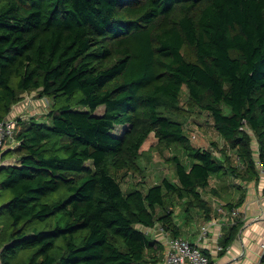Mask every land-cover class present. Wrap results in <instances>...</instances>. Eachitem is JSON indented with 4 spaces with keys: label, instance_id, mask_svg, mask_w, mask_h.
Masks as SVG:
<instances>
[{
    "label": "trees",
    "instance_id": "trees-1",
    "mask_svg": "<svg viewBox=\"0 0 264 264\" xmlns=\"http://www.w3.org/2000/svg\"><path fill=\"white\" fill-rule=\"evenodd\" d=\"M185 85L223 147L186 134ZM26 92L52 104L18 118L20 145L4 153L1 264H159L144 227L179 236L175 201L188 225L195 208L210 217L214 176L225 198L229 180L260 176L264 0H0V121ZM152 132L187 159L169 158L174 178L124 190Z\"/></svg>",
    "mask_w": 264,
    "mask_h": 264
},
{
    "label": "crops",
    "instance_id": "crops-1",
    "mask_svg": "<svg viewBox=\"0 0 264 264\" xmlns=\"http://www.w3.org/2000/svg\"><path fill=\"white\" fill-rule=\"evenodd\" d=\"M224 183L221 177L214 176L211 185L205 190L204 197L212 206L208 219L201 210L195 208L198 209V221L193 222L192 212L193 219L187 225L186 213L180 218L181 214L179 215L175 210L176 221L181 228L179 236L199 243L210 256L212 264H256L262 253L261 243L264 240V176H259L258 179L229 180V189L225 196L231 195L230 199L220 197L214 192V189H220ZM209 194L212 197L208 198ZM227 203H233L232 207L238 209L237 216H225L218 212L219 207L226 206ZM208 222L211 223L210 234L208 238L200 241V228ZM234 226L235 235L229 243H226V236ZM156 236L158 238V234ZM219 244L226 246L225 249L217 251L216 246ZM159 264H162V260Z\"/></svg>",
    "mask_w": 264,
    "mask_h": 264
},
{
    "label": "rangeland",
    "instance_id": "rangeland-1",
    "mask_svg": "<svg viewBox=\"0 0 264 264\" xmlns=\"http://www.w3.org/2000/svg\"><path fill=\"white\" fill-rule=\"evenodd\" d=\"M29 94L31 93H24L22 99L13 105L15 114L21 113L23 118L35 117L41 120L44 119L50 109L52 102L47 97H43L40 100L31 99L30 101L29 98L31 97ZM180 99L182 115H180L178 119L184 122L186 130L185 132L191 137L192 143L195 146L213 148L214 150H217V147L213 145L215 142L219 147H223L225 145L224 138L215 130L212 117L206 110L201 108L197 109L198 107H195L190 103L188 88L186 85L183 87V92ZM31 103H34V105H31ZM30 105L31 107L29 108L28 106ZM143 150L145 153H143L140 162L145 169L143 172L144 175L143 173H136L122 177L121 179L123 181L124 190H127L129 186L139 181L141 184H144V187L146 188L149 185L160 183L164 176L174 178L173 162L169 158H171L173 154L178 153L181 154L185 161L187 159L184 151H179V149H175V147L167 148L165 145L159 144L153 132L149 135L148 139L143 145ZM233 158L235 163L238 164L237 157L234 153ZM210 197H212L211 194L208 195V198ZM230 197L231 195L225 199H230ZM3 201V199L0 200V205H2ZM173 208L177 211V213H179V215L181 214L180 218L184 216L185 206L178 202V200L175 201ZM182 209H184V211ZM193 213V222L196 221L197 223V217L199 216L198 209H194Z\"/></svg>",
    "mask_w": 264,
    "mask_h": 264
},
{
    "label": "built area",
    "instance_id": "built-area-1",
    "mask_svg": "<svg viewBox=\"0 0 264 264\" xmlns=\"http://www.w3.org/2000/svg\"><path fill=\"white\" fill-rule=\"evenodd\" d=\"M29 95L31 97L29 100H33L31 94ZM31 105H34V103H31ZM31 105L28 107L30 108ZM19 117L24 119L21 116V113L15 114L13 109L7 117L0 121V167L5 165H13L15 163L13 158L5 157L4 153L7 148L10 147L11 149H15L20 145V141L17 139L18 130L20 129V123L18 120ZM256 165L260 176H264V163L261 161V159L258 158L256 160ZM218 212L223 213L225 216L230 215L231 217L238 215L237 208L232 207L228 209L225 205L220 206ZM210 227V222L201 226L199 233L200 241L208 238L210 234ZM144 230L147 233H152L154 236L158 234V238L163 245L162 264H212L210 256L204 251L203 247L199 243L191 242L190 240L181 236H172L163 228L161 224H158L152 228L144 227ZM261 248L262 253L256 264H264V240L261 243ZM224 249L225 247L223 245L219 244L216 246L217 251H222Z\"/></svg>",
    "mask_w": 264,
    "mask_h": 264
}]
</instances>
